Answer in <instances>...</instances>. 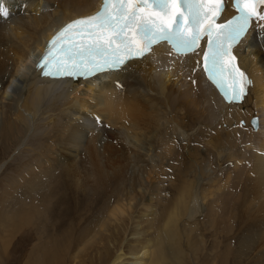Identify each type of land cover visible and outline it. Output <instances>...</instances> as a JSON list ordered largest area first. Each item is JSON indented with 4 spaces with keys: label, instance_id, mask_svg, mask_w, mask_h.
Returning a JSON list of instances; mask_svg holds the SVG:
<instances>
[{
    "label": "bare ground",
    "instance_id": "1",
    "mask_svg": "<svg viewBox=\"0 0 264 264\" xmlns=\"http://www.w3.org/2000/svg\"><path fill=\"white\" fill-rule=\"evenodd\" d=\"M100 2L3 0L10 15L0 17V144L17 139L12 154L23 156V164L2 189V223L14 233L35 218H46L37 230L42 241L38 250L44 254L34 255L37 264L54 257L46 251L55 245V227L63 224L61 219L53 222L47 212L58 211L53 204L68 192L71 199L66 201L85 192L107 193L102 207L107 215H99L98 229L82 230L77 241L83 243L74 261L97 250L95 241L101 242L114 224L128 219L138 231L150 216L144 224L152 245L138 246L127 262L120 253L112 264L177 259L178 224L186 219L183 227L191 238L195 225L186 221L206 211L213 216L209 221L227 224L230 230L232 198L245 212L250 207L253 214L248 216L261 227L242 244L264 236V20L258 19L259 25L252 26L237 47L240 65L253 84L242 103H226L205 77L202 51L176 55L165 44L118 71L86 81L42 77L36 65L49 38L71 19L93 13ZM233 13L228 2L221 21ZM253 116L259 119L257 129L251 125ZM10 160L12 156L0 165V175ZM168 189L177 192L174 202L158 199ZM186 195H192L190 200Z\"/></svg>",
    "mask_w": 264,
    "mask_h": 264
},
{
    "label": "snow or ice",
    "instance_id": "2",
    "mask_svg": "<svg viewBox=\"0 0 264 264\" xmlns=\"http://www.w3.org/2000/svg\"><path fill=\"white\" fill-rule=\"evenodd\" d=\"M236 17L217 24L223 0H103L92 16L74 20L52 37L38 67L45 76H88L117 68L142 56L160 40L174 43L177 51H192L208 37L204 68L226 99L240 100L250 83L236 67L231 47L245 33L251 17L264 0H235ZM10 12L0 0V17ZM229 90L231 95H229Z\"/></svg>",
    "mask_w": 264,
    "mask_h": 264
},
{
    "label": "rangeland",
    "instance_id": "3",
    "mask_svg": "<svg viewBox=\"0 0 264 264\" xmlns=\"http://www.w3.org/2000/svg\"><path fill=\"white\" fill-rule=\"evenodd\" d=\"M17 144V139H11L10 141L8 139L0 144V165L11 156L12 159H14L12 161L10 160V163L0 175V199L2 193H6V191H4L6 190V185L4 184H7L9 179L13 178L14 175L18 172L17 166L19 163V167L22 168L21 164H23V156L16 153L12 154L13 150L17 148ZM215 153V151L212 152L213 157ZM200 155L202 154L200 153ZM203 159V155L198 156V162L200 163V165V161H202ZM211 159L213 161H216L215 158ZM222 182L224 183L225 179H222ZM229 184L232 185L231 183ZM64 186L66 187V190L68 189V191L74 193V190L70 187V185ZM208 186H206L205 188H207ZM207 189H209V187ZM22 193L20 194L22 195ZM70 194L69 192L66 193L61 201H57L53 204V206H56L58 211L47 212L49 218L52 217L53 222L61 219L63 226L60 227L57 224V227H55L54 232L51 236L52 240H54L53 243L55 245H48L49 248L46 251L47 255L50 254L54 257H50L48 255L49 257L46 256L45 259L41 258L39 264H112L115 260V257L120 253H123V258H127L124 261L127 262V260H129V256H131V252L133 253L134 251V253H136L141 249L143 245H152V234L147 231L144 224L151 216H148L149 218L146 217L144 220H142L143 223L141 222L140 224L142 228H138V231L132 228L133 225L130 224L128 219H125L123 222H121V224H114V229H109L110 233H105L103 239H101V242L99 241L100 239L95 241L97 242V250H95V248L92 250V252L88 251L87 256L79 257L78 260L74 261L73 254L75 255L76 251L81 247V244L83 243L77 241L79 238H81L82 230L84 228L92 229V227L94 229H98L97 227L99 226L100 217L104 214L102 213V207L104 206L105 200L107 199V193L106 191H103L102 193L95 195L93 194V192H85L82 196H76V198H72L71 201H66L68 199H71ZM165 194L167 197L165 196ZM165 194L159 195L158 199H166L165 201L170 203L174 202V200L178 198L176 191H173V194H170V191L168 189ZM186 196L187 200H190V197L192 195L189 197L188 195ZM12 201H10V205L14 206V203ZM114 201L115 199L111 200V204H114ZM91 202L92 205H90ZM230 202L232 203L233 207L228 212V225H231L230 230L226 229L227 224H224L223 226L225 227L223 228V226L218 224V222H216L215 220H213L214 222L209 221V218L212 217L213 219V216L208 217L207 212L204 211L198 219L195 218L191 219V221H186V223L191 226L195 225V229L192 232L193 234L189 233V235L193 236H191V238H188V231L183 227V222L186 220L184 219L180 224H178L176 232L178 234V239L176 241V244L174 245H176L175 253H177V259H174L175 261L172 259H165L164 264H264L263 235V237L261 236V238H258L259 240L255 239L254 241L250 242V245L248 246H245L247 244H242L244 242L243 238L246 235L258 234L260 231L261 227H257V225L255 227L253 223L255 222L254 218L252 216H248L249 214H253V212L249 211L250 207L249 209H246V212L244 209L238 207L240 204V201H238V199H230L228 205L231 204ZM220 204L224 205V200L221 199ZM204 205L208 206V203H204ZM160 210L162 209H158L156 211L162 214V211ZM2 212L3 211L0 209V264H37L38 262L35 261L34 255L37 253H39L41 257H43L44 255L38 250V247L42 244V241H39L37 230L41 227V225H44V223H41V221H45L46 218H35L29 225L22 227L16 232L12 233L11 228L7 224L2 223ZM161 214L160 217L162 218L163 215ZM152 219L155 218L153 217ZM156 220L157 223H161L159 222L161 221L159 218H156ZM211 222L212 224H210ZM230 222L231 224H229ZM47 226L48 228H52V223H47ZM133 234H138V239L134 237ZM87 235L88 232L84 236V242L89 239V237L87 238ZM180 235L182 236L184 241L181 239ZM68 241L72 243L71 248H68L70 246L68 244ZM147 242L150 243L147 244ZM100 244L101 246H98ZM138 246L141 247L139 248ZM54 248H57V257L52 252L53 250H55ZM32 255L33 258L31 257Z\"/></svg>",
    "mask_w": 264,
    "mask_h": 264
},
{
    "label": "water",
    "instance_id": "4",
    "mask_svg": "<svg viewBox=\"0 0 264 264\" xmlns=\"http://www.w3.org/2000/svg\"><path fill=\"white\" fill-rule=\"evenodd\" d=\"M251 123L254 125L255 128L258 127L259 125V119L257 116H254L252 119H251Z\"/></svg>",
    "mask_w": 264,
    "mask_h": 264
}]
</instances>
